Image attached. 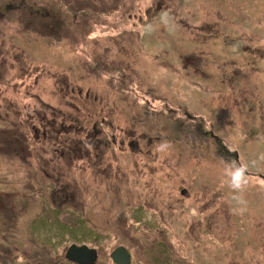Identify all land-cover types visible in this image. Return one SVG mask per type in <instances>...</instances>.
I'll return each instance as SVG.
<instances>
[{"label":"rangeland","instance_id":"rangeland-1","mask_svg":"<svg viewBox=\"0 0 264 264\" xmlns=\"http://www.w3.org/2000/svg\"><path fill=\"white\" fill-rule=\"evenodd\" d=\"M0 234L264 264V0H0Z\"/></svg>","mask_w":264,"mask_h":264},{"label":"water","instance_id":"water-1","mask_svg":"<svg viewBox=\"0 0 264 264\" xmlns=\"http://www.w3.org/2000/svg\"><path fill=\"white\" fill-rule=\"evenodd\" d=\"M65 258L78 264H93L96 261V251L85 245L72 244L67 248ZM111 259L115 264H129L130 262L129 254L122 247L112 252Z\"/></svg>","mask_w":264,"mask_h":264},{"label":"flooded vegetation","instance_id":"flooded-vegetation-1","mask_svg":"<svg viewBox=\"0 0 264 264\" xmlns=\"http://www.w3.org/2000/svg\"><path fill=\"white\" fill-rule=\"evenodd\" d=\"M95 128H96V126H95ZM111 138H112V141H114L115 139L113 138V136H111ZM183 193L184 192H182L181 194L183 195ZM202 205V204H201ZM169 209H170V212H171V215H172V219H175V217L177 216H174V212H175V210H172V209H174V208H171V207H169ZM202 209V208H201ZM200 211V210H199ZM177 213V212H176ZM203 214H200V216H202ZM205 217V216H204ZM211 219V221H212V224L214 223V219L213 218H210ZM160 234V233H159ZM1 235V234H0ZM2 236V235H1ZM161 237H164V238H167V236L165 235V234H161L160 235ZM4 237V236H3ZM3 237L1 238L2 240H3ZM5 239V238H4ZM185 240V236L183 237V239H181V243L179 244V245H177V247H181V246H183V244H182V242ZM178 240H176V242H177ZM81 246V245H80ZM4 248V250L3 251H1L0 252V254H2V255H4V253L5 254H9V252L10 251H5L7 248L6 247H3ZM95 250V249H94ZM96 251V250H95ZM37 253H39V252H37ZM65 254H66V251H65ZM65 254H64V259H65V261L67 262V264H78V263H75V262H72V261H69V260H67L66 258H65ZM176 257H177V262H178V264H197V263H195V261H193V260H187V256L186 255H180V254H178V252L176 253ZM1 258V257H0ZM97 258H98V255H97V252H96V261H97ZM110 258H111V254H110ZM96 261L93 263V264H96ZM1 262V261H0ZM52 261H50L49 260V258H47V260H41V258L39 259V264H50ZM113 262V261H112ZM130 262H131V257H130ZM130 262H129V264H130ZM31 263V262H30ZM114 263V262H113ZM1 264H6L5 262H3V263H1ZM26 264H29L28 262H26ZM32 264V263H31ZM55 264V263H54ZM61 264H63V263H61ZM115 264V263H114ZM166 264H176V262H174V263H172V262H169V261H167V263Z\"/></svg>","mask_w":264,"mask_h":264},{"label":"clouds","instance_id":"clouds-1","mask_svg":"<svg viewBox=\"0 0 264 264\" xmlns=\"http://www.w3.org/2000/svg\"><path fill=\"white\" fill-rule=\"evenodd\" d=\"M246 171L245 166H233L229 169L230 187L233 190H241L247 184Z\"/></svg>","mask_w":264,"mask_h":264}]
</instances>
